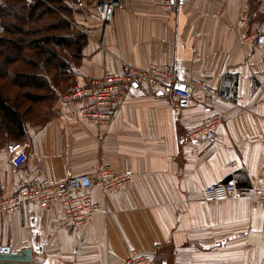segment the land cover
<instances>
[{
    "label": "crops",
    "instance_id": "0c3cea01",
    "mask_svg": "<svg viewBox=\"0 0 264 264\" xmlns=\"http://www.w3.org/2000/svg\"><path fill=\"white\" fill-rule=\"evenodd\" d=\"M20 1L26 9L43 1L54 10L52 1L85 35L74 84L100 77L107 56H115L138 67L169 65L179 79L206 82L222 98L195 92L183 100L134 85L105 126L84 122L75 101H55L43 121L22 114L20 135L0 130L9 140L0 143L5 195L33 171L57 183L92 174L97 163L129 174L131 182L109 193L92 188L99 210L72 231L56 221L58 205L25 202L0 213V246L28 248L40 264H120L131 251L153 264H261L264 211L253 192L264 187V44L253 37L264 24V0H182L170 13L151 0H122L104 25L96 0ZM6 2L0 0V12ZM249 78L252 96L244 107L234 105L239 81ZM211 113L222 116L215 136L190 141L186 130ZM16 151L25 155L19 165L10 160ZM222 181L233 182L239 196L202 199L204 187ZM256 232L261 240L247 246Z\"/></svg>",
    "mask_w": 264,
    "mask_h": 264
},
{
    "label": "built area",
    "instance_id": "2783aa9c",
    "mask_svg": "<svg viewBox=\"0 0 264 264\" xmlns=\"http://www.w3.org/2000/svg\"><path fill=\"white\" fill-rule=\"evenodd\" d=\"M25 1L30 2L31 0ZM151 1L164 13L172 12L182 2V0ZM121 5L122 0H96L95 14L101 25L108 23L113 12ZM253 41L256 44H264V24L253 37ZM262 76L264 77V56ZM134 85L162 88L183 100L189 99L195 92H199L205 98H222L216 89L206 82L179 79L169 65L148 64L145 67H138L122 62L115 56H107L102 75L85 84H74L63 96V100L78 103L77 111L84 122L94 126H105ZM252 87V78L240 80L232 103L244 107L245 100L253 94ZM221 124V114L211 113L199 123L190 126L186 130V135L190 141L212 140ZM24 156L21 152H12L10 154L11 163L21 164ZM35 172H32L34 176L30 180H22L19 187L10 195H5L0 187V213L16 212L25 202H34L43 209L58 205L55 219L68 231L76 230L90 222L99 210L98 203L91 195L92 188L97 187L103 193H109L131 182L129 174L103 163L95 164L92 174H74L57 183L41 178ZM253 194L264 211V187L255 189ZM201 196L205 201H221L239 196V193L233 182L222 181L204 187ZM261 236L262 232L249 233L247 246L260 241ZM120 264H153V260L149 256L131 251ZM261 264H264V260Z\"/></svg>",
    "mask_w": 264,
    "mask_h": 264
},
{
    "label": "rangeland",
    "instance_id": "374dc122",
    "mask_svg": "<svg viewBox=\"0 0 264 264\" xmlns=\"http://www.w3.org/2000/svg\"><path fill=\"white\" fill-rule=\"evenodd\" d=\"M88 1V0H85ZM59 7V5H56ZM60 8V7H59ZM62 11V10H61ZM55 12V11H54ZM60 16L57 12H48L40 16V19L36 22H29V25L23 26V32L28 33L26 36V42L31 40L33 36L41 38L42 36L54 35V36H65L67 44L66 46H55L53 43L39 45L44 51H39V57L35 58L38 69L31 70L33 74V84L30 86H22L27 81V77L21 75L20 77L14 78L13 75L0 77V92L5 99V103L8 106L13 107L19 116L31 114L37 121H43L52 112V106L55 101L63 100V96L69 91V89L74 85V81L71 77L72 67L78 64L79 51L78 44L75 42H80L79 29L75 28L73 25L71 27L68 25L69 20ZM65 22V23H64ZM67 24L64 28V24ZM64 26V27H62ZM51 26L61 27L52 30ZM39 48V47H38ZM41 50V49H40ZM22 54H30L29 50H23ZM54 55L55 57H51ZM26 62V56H23ZM34 60V59H33ZM25 63L20 64L19 68L25 67ZM28 67V66H27ZM17 68V69H19ZM28 70L27 72H30ZM40 74V75H37ZM42 74V75H41ZM17 84L14 86L13 84ZM40 83V87L36 88L34 84ZM20 85V86H19ZM29 94L32 97H38L39 102L30 103L27 101L23 95ZM44 101V102H43ZM22 115V116H23ZM8 123L1 117L0 113V130L5 133H10V128H8ZM14 127V126H13ZM7 133V134H8ZM9 135V134H8ZM5 134H0V143L3 145L4 141H9L5 139Z\"/></svg>",
    "mask_w": 264,
    "mask_h": 264
},
{
    "label": "trees",
    "instance_id": "16d2710c",
    "mask_svg": "<svg viewBox=\"0 0 264 264\" xmlns=\"http://www.w3.org/2000/svg\"><path fill=\"white\" fill-rule=\"evenodd\" d=\"M51 8L47 3L43 1H35L32 5L29 6L28 9L23 5L20 0H7L5 6L1 9V26H2V34H0V77L2 76H10L13 75L12 82L14 78L20 77L21 75L27 77V81L22 86H30L33 84V72L31 70H36L39 68L37 66L35 58L39 57L40 52L44 51L42 47L39 45H45L48 43H53L55 46H66L67 44L65 40V36H42L41 38L33 36L31 40L26 42L25 38L28 33L23 32V26L29 25L31 22H36L40 19V16L46 14L48 12H57L58 14L61 12L60 8L56 6L52 1ZM55 11V12H54ZM60 11V12H59ZM62 17V16H61ZM65 20V18H63ZM66 21V20H65ZM67 22V21H66ZM65 23V22H64ZM62 23V24H64ZM68 23V22H67ZM61 25V24H60ZM69 25V24H68ZM64 24V28L68 26ZM52 30H56L61 27L51 26ZM85 35L79 33L80 42H75L78 44V51L80 53V49L82 44L85 41ZM39 47V48H38ZM41 49V50H40ZM23 50H29L30 54H22ZM23 56H26V62L23 59ZM51 57H55L52 55ZM34 59V60H33ZM25 63V67L19 68L20 64ZM28 66V67H27ZM19 68V69H17ZM31 69V70H30ZM30 70V72H27ZM40 75V74H37ZM42 75V74H41ZM15 81V80H14ZM17 86V84H13ZM36 88L40 87L42 84H34ZM20 86V85H19ZM18 87V86H17ZM70 90V89H69ZM27 101L36 102L38 97H32L29 94L23 95ZM5 99L3 98L0 92V113L1 117L7 121L8 128L10 131H17V134H21V118L19 113L11 106L6 105ZM14 126V127H13Z\"/></svg>",
    "mask_w": 264,
    "mask_h": 264
},
{
    "label": "water",
    "instance_id": "95a60500",
    "mask_svg": "<svg viewBox=\"0 0 264 264\" xmlns=\"http://www.w3.org/2000/svg\"><path fill=\"white\" fill-rule=\"evenodd\" d=\"M0 264H40L32 260L31 250L11 252L8 246H0Z\"/></svg>",
    "mask_w": 264,
    "mask_h": 264
}]
</instances>
